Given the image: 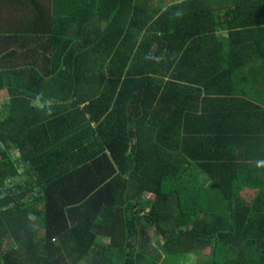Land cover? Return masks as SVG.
Instances as JSON below:
<instances>
[{"label":"trees","instance_id":"trees-1","mask_svg":"<svg viewBox=\"0 0 264 264\" xmlns=\"http://www.w3.org/2000/svg\"><path fill=\"white\" fill-rule=\"evenodd\" d=\"M0 99V264H264V0H0Z\"/></svg>","mask_w":264,"mask_h":264},{"label":"crops","instance_id":"crops-1","mask_svg":"<svg viewBox=\"0 0 264 264\" xmlns=\"http://www.w3.org/2000/svg\"><path fill=\"white\" fill-rule=\"evenodd\" d=\"M174 69H175V66L173 65L171 70L174 71ZM254 143H255L254 140L251 139V140H249L247 145H244L242 147L235 146L232 144H230L229 146H225L224 147L225 152L223 154V157L220 158L219 161H213L210 163H234L237 160L244 159L245 155H248L249 159L251 160V158L255 154V152L253 151L255 149ZM213 145H215V144H213ZM259 149L261 150V153L264 152V142L259 145ZM221 150H222L221 147H220V150H218V151L213 150L209 147V154L218 156L221 153ZM261 153H257V155L260 156ZM262 163H264V162H262ZM258 177H260V176H258ZM181 182L183 184L187 185L188 187H192V201H198L197 193H195L196 189L201 188V189H204L208 192L207 186L209 185V180L207 179L205 174L200 172L197 168L189 167L185 171V175L182 178ZM262 183L264 184V176H262ZM207 197H208V195H207ZM187 198L189 200V197H187ZM208 200L210 202L211 199L209 198ZM202 213H199L200 217L204 216ZM235 214L240 215V216H244L246 214V212L241 211V212H237V213H231V216H234ZM231 221H232V219H231ZM191 225L192 224H190L188 226L189 229L192 228L193 225L192 226ZM229 227H231L230 229H234V231H241V229L243 228V225H235L234 223H231Z\"/></svg>","mask_w":264,"mask_h":264},{"label":"rangeland","instance_id":"rangeland-1","mask_svg":"<svg viewBox=\"0 0 264 264\" xmlns=\"http://www.w3.org/2000/svg\"><path fill=\"white\" fill-rule=\"evenodd\" d=\"M158 0H153V3H157ZM4 99H0V101H3ZM186 258V264H195L194 262L197 261L198 258H204L203 256H193V255H188L185 257Z\"/></svg>","mask_w":264,"mask_h":264}]
</instances>
